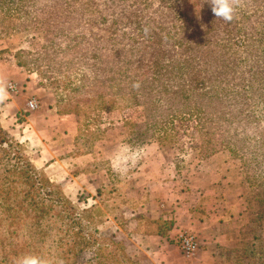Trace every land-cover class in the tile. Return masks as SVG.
Returning <instances> with one entry per match:
<instances>
[{"label": "rangeland", "instance_id": "rangeland-1", "mask_svg": "<svg viewBox=\"0 0 264 264\" xmlns=\"http://www.w3.org/2000/svg\"><path fill=\"white\" fill-rule=\"evenodd\" d=\"M173 2L180 6L179 0H0V78L8 91L0 122L63 199L50 205L54 217L38 229L35 214L24 215L22 255L54 264H143L128 235L154 228L139 208L146 201L139 181L165 166L189 191L218 190L234 206L238 240L229 261L262 263L264 0H242V8L261 13L246 26L263 45L255 39L240 48L181 43L180 36L210 23L204 13L175 23L176 11L165 9ZM239 10L234 20H242ZM234 20L215 22L232 33L240 26ZM63 131H72L76 145L65 156L60 146L45 145ZM182 234L197 239L180 233L181 250Z\"/></svg>", "mask_w": 264, "mask_h": 264}, {"label": "crops", "instance_id": "crops-1", "mask_svg": "<svg viewBox=\"0 0 264 264\" xmlns=\"http://www.w3.org/2000/svg\"><path fill=\"white\" fill-rule=\"evenodd\" d=\"M71 132L51 133L52 141L45 145L48 148L54 145L60 146L61 154L65 156L76 147ZM48 148L47 151L51 153ZM62 155L59 163L65 161ZM52 157L54 155L49 157V161L53 159ZM118 157H127V154L121 153ZM77 158L81 161V157ZM164 167L158 168L156 172L146 170L148 179L140 178L139 181L146 189L143 196L146 201L139 203V208L142 209L141 213L152 220L154 227L152 231H147L145 227L141 231L136 227L128 234L130 241L138 250V257L142 258V263L235 264L228 258L236 249L235 241L238 240V237L233 236V221L238 218L234 206H230L218 190L202 192L201 195L189 191L183 183H178L174 169ZM131 169L127 173L131 174L136 170L133 167ZM93 183L95 186L98 185L96 179ZM225 203L228 209L224 207ZM169 221L171 225L167 226L165 223ZM225 224H228L226 228ZM183 232L194 233L200 244L199 251L190 259L184 258L182 250L175 242Z\"/></svg>", "mask_w": 264, "mask_h": 264}, {"label": "trees", "instance_id": "trees-1", "mask_svg": "<svg viewBox=\"0 0 264 264\" xmlns=\"http://www.w3.org/2000/svg\"><path fill=\"white\" fill-rule=\"evenodd\" d=\"M179 3L180 6H175L173 2L165 8L176 11L174 13L175 23L178 24L182 20L185 25L188 22V15L198 13H204L210 23L206 29H200V33L199 31L191 32L188 35L180 36L182 39L180 42L184 45L212 48L225 44L224 46L240 48L254 44L255 39L263 45L258 34L252 32L256 29L249 30L246 26L252 16L256 17L261 13L252 12V10L241 6L239 11L242 13L240 16L242 20H239L240 22L234 20L240 26L236 27V31L230 33L216 26L217 17L213 14L207 0H179ZM247 4L250 7L249 1ZM177 24L172 28H175ZM179 29L177 26V31L174 34H177ZM167 32L170 38L171 30ZM186 33L184 31V34ZM259 36L264 39V34H259ZM19 146V143L13 142L5 134L0 122V264H14L15 258L22 255L25 244L22 242L23 240H19L21 234L19 230L24 228L25 214L27 215L29 211L35 214L38 229L43 226L45 221L54 217L49 214L51 206L56 207L63 202V199L59 198L57 190L46 187L48 183L46 178H42L41 173L18 148ZM40 231L43 232L45 229H40ZM260 264H264V258Z\"/></svg>", "mask_w": 264, "mask_h": 264}, {"label": "clouds", "instance_id": "clouds-1", "mask_svg": "<svg viewBox=\"0 0 264 264\" xmlns=\"http://www.w3.org/2000/svg\"><path fill=\"white\" fill-rule=\"evenodd\" d=\"M211 5L213 14L217 19L232 22L242 5V0H207ZM139 83H134L133 88H139ZM8 98L7 84L0 78V102ZM117 170V169H114ZM15 264H54L49 258L35 253H26L15 260Z\"/></svg>", "mask_w": 264, "mask_h": 264}, {"label": "built area", "instance_id": "built-area-1", "mask_svg": "<svg viewBox=\"0 0 264 264\" xmlns=\"http://www.w3.org/2000/svg\"><path fill=\"white\" fill-rule=\"evenodd\" d=\"M13 90H16L17 87L15 85H11ZM30 106L32 108H36L37 103L35 101H30ZM180 247L182 248L183 252L187 254V256H193L197 250L199 249V243L196 237L193 234H182L179 239Z\"/></svg>", "mask_w": 264, "mask_h": 264}]
</instances>
